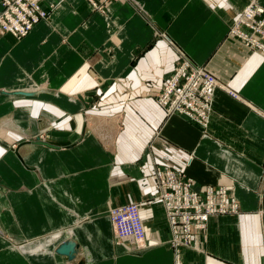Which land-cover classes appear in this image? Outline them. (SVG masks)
I'll return each mask as SVG.
<instances>
[{"label": "crops", "instance_id": "obj_1", "mask_svg": "<svg viewBox=\"0 0 264 264\" xmlns=\"http://www.w3.org/2000/svg\"><path fill=\"white\" fill-rule=\"evenodd\" d=\"M251 2L264 8L41 0L45 20L19 40L0 35V264H174L158 167L239 205L194 233L179 264H264V54L228 34ZM180 52L221 85L205 128L154 99ZM131 203L141 250L115 244L108 217ZM64 242L72 260L56 253Z\"/></svg>", "mask_w": 264, "mask_h": 264}, {"label": "built area", "instance_id": "obj_2", "mask_svg": "<svg viewBox=\"0 0 264 264\" xmlns=\"http://www.w3.org/2000/svg\"><path fill=\"white\" fill-rule=\"evenodd\" d=\"M86 1L93 10L102 11L108 0ZM2 2L4 10L0 16V30L18 39L25 37L33 26L48 17L47 11L41 7L40 0ZM5 14L11 19L4 17ZM13 21L17 29L13 27ZM7 28H10V31ZM228 34L240 40L245 47L264 54V8L256 2H251L243 9ZM217 88H221V85L204 66L196 65L180 52L173 72L162 90L154 94V99L168 116L183 115L205 128L212 111L211 95ZM154 173L156 198L163 205L172 236L170 247L174 252V264H179L180 251L191 247L194 232L205 229L209 219L216 214H226L227 190L223 187L215 190L213 186H207L201 196L193 189L194 182L189 177L159 167ZM231 203L232 211L236 213L235 201ZM108 217L116 244L128 243L135 250L144 248L145 230L137 204L112 208Z\"/></svg>", "mask_w": 264, "mask_h": 264}, {"label": "rangeland", "instance_id": "obj_3", "mask_svg": "<svg viewBox=\"0 0 264 264\" xmlns=\"http://www.w3.org/2000/svg\"><path fill=\"white\" fill-rule=\"evenodd\" d=\"M41 1V0H40ZM1 3V2H0ZM41 3V2H40ZM90 5V4H89ZM91 6V5H90ZM46 11V10H45ZM159 168H161V169H164V167H159ZM174 172V171H173ZM175 174L177 173V172H174ZM178 174H181V175H183V176H186L185 174H183V173H178ZM186 177H188V176H186ZM190 178V177H189ZM190 179H192V178H190ZM193 180V179H192ZM194 182V181H193ZM215 188V190H216V187H214ZM194 189V188H193ZM225 189V188H224ZM154 190H155V188H154ZM195 190V189H194ZM226 190V189H225ZM202 194L203 193H201V196H202ZM154 197L156 198V190H155V193H154ZM216 198V200H217V196H215ZM157 199V198H156ZM158 200V199H157ZM235 201V206H236V213H234L233 211H232V201ZM160 201V200H159ZM218 202V201H217ZM136 204V203H135ZM162 204V203H161ZM163 206V205H162ZM115 208V207H114ZM217 208V207H216ZM225 209H226V214H224V215H222L221 213L220 214H216L215 215V217H218V216H236L237 214H238V212H239V205H238V202H237V200L233 197V196H229V194H228V192H227V201H226V204H225ZM111 210V209H110ZM217 210V209H216ZM216 213H218V212H216ZM211 218H213V217H211ZM210 218V219H211ZM206 228H207V226H206ZM206 228L205 229H203V230H200V231H195L194 233H201V232H203V231H205L206 230ZM171 238H172V236L170 237V240L168 241V244H169V246H170V244H171ZM114 243H115V240H114ZM116 244V243H115ZM191 245H192V243H191ZM171 248V247H170ZM172 249V248H171Z\"/></svg>", "mask_w": 264, "mask_h": 264}, {"label": "water", "instance_id": "obj_4", "mask_svg": "<svg viewBox=\"0 0 264 264\" xmlns=\"http://www.w3.org/2000/svg\"><path fill=\"white\" fill-rule=\"evenodd\" d=\"M56 253L66 256L69 260L74 258L75 245L71 242H64L58 246Z\"/></svg>", "mask_w": 264, "mask_h": 264}, {"label": "bare ground", "instance_id": "obj_5", "mask_svg": "<svg viewBox=\"0 0 264 264\" xmlns=\"http://www.w3.org/2000/svg\"><path fill=\"white\" fill-rule=\"evenodd\" d=\"M3 0H1V3H0V6H1V10H0V16H1V13L3 12L4 8H3ZM30 1H33V0H30ZM15 11V9H13ZM6 16V14L4 15V17ZM7 18H9L8 16H6ZM20 18L23 19V16L20 15ZM11 19V18H9ZM25 20V19H24ZM13 27L14 28H18L17 25L15 24V22L13 21ZM34 27V26H33ZM8 31H10V28H7ZM30 32V31H29ZM4 34H9V33H2V31L0 30V35H4ZM12 37H14L15 39H18L16 38L15 36H13L12 34H10ZM26 36V35H25ZM21 39V38H20ZM19 40V39H18Z\"/></svg>", "mask_w": 264, "mask_h": 264}]
</instances>
